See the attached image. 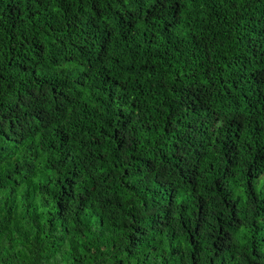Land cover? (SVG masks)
Here are the masks:
<instances>
[{
  "label": "trees",
  "instance_id": "trees-1",
  "mask_svg": "<svg viewBox=\"0 0 264 264\" xmlns=\"http://www.w3.org/2000/svg\"><path fill=\"white\" fill-rule=\"evenodd\" d=\"M0 264H264V0H0Z\"/></svg>",
  "mask_w": 264,
  "mask_h": 264
},
{
  "label": "rangeland",
  "instance_id": "rangeland-1",
  "mask_svg": "<svg viewBox=\"0 0 264 264\" xmlns=\"http://www.w3.org/2000/svg\"><path fill=\"white\" fill-rule=\"evenodd\" d=\"M256 189H257L258 191L260 190V184H259V183L256 185Z\"/></svg>",
  "mask_w": 264,
  "mask_h": 264
}]
</instances>
